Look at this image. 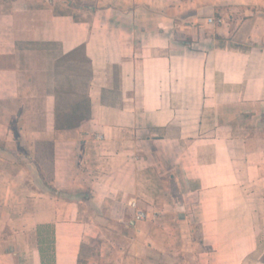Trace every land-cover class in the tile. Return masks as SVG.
I'll return each mask as SVG.
<instances>
[{"label":"crops","instance_id":"0c3cea01","mask_svg":"<svg viewBox=\"0 0 264 264\" xmlns=\"http://www.w3.org/2000/svg\"><path fill=\"white\" fill-rule=\"evenodd\" d=\"M95 1L0 0V264L46 226L54 264H264V0ZM79 50L90 116L57 128Z\"/></svg>","mask_w":264,"mask_h":264},{"label":"rangeland","instance_id":"374dc122","mask_svg":"<svg viewBox=\"0 0 264 264\" xmlns=\"http://www.w3.org/2000/svg\"><path fill=\"white\" fill-rule=\"evenodd\" d=\"M95 2V0H55V9L57 12H72L79 17L82 9L89 11L96 6ZM51 47L50 45L49 48ZM55 53H59L57 47ZM55 63L56 107L59 113L56 125L57 128H64L65 118L72 120L79 110H86L87 103L84 98L88 89L90 66L81 50L68 56H57Z\"/></svg>","mask_w":264,"mask_h":264},{"label":"trees","instance_id":"16d2710c","mask_svg":"<svg viewBox=\"0 0 264 264\" xmlns=\"http://www.w3.org/2000/svg\"><path fill=\"white\" fill-rule=\"evenodd\" d=\"M68 55H71V53L67 54L66 56ZM84 99V101H86L87 103L86 110H79V112L75 113L74 119L72 120H70V118H65L63 122L64 128L74 127L89 118V99H87L86 97ZM58 116V108L55 106L56 121L58 120ZM38 244L41 264H54V236L52 227L50 228V226H46L44 228V234H42L40 230L38 231Z\"/></svg>","mask_w":264,"mask_h":264},{"label":"built area","instance_id":"2783aa9c","mask_svg":"<svg viewBox=\"0 0 264 264\" xmlns=\"http://www.w3.org/2000/svg\"><path fill=\"white\" fill-rule=\"evenodd\" d=\"M131 207L135 208V213H134L135 219L141 220V219L145 218V213L142 210L138 209L135 206L134 202L131 203Z\"/></svg>","mask_w":264,"mask_h":264}]
</instances>
